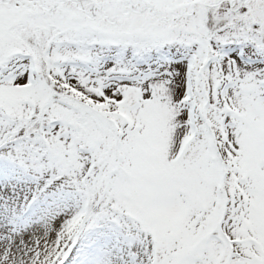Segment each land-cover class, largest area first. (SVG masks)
Here are the masks:
<instances>
[{"label":"snow or ice","instance_id":"snow-or-ice-1","mask_svg":"<svg viewBox=\"0 0 264 264\" xmlns=\"http://www.w3.org/2000/svg\"><path fill=\"white\" fill-rule=\"evenodd\" d=\"M0 264H264V0H0Z\"/></svg>","mask_w":264,"mask_h":264}]
</instances>
